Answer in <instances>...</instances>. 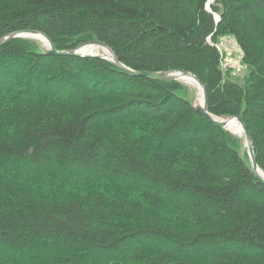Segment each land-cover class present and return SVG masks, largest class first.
Returning <instances> with one entry per match:
<instances>
[{"label": "trees", "instance_id": "1", "mask_svg": "<svg viewBox=\"0 0 264 264\" xmlns=\"http://www.w3.org/2000/svg\"><path fill=\"white\" fill-rule=\"evenodd\" d=\"M208 1L0 0V37L38 29L62 50L99 38L134 69L195 73L210 112L243 117L264 171V0ZM224 35L244 51L241 77L209 40ZM38 42L0 45V264H264L244 135L179 80Z\"/></svg>", "mask_w": 264, "mask_h": 264}, {"label": "water", "instance_id": "2", "mask_svg": "<svg viewBox=\"0 0 264 264\" xmlns=\"http://www.w3.org/2000/svg\"><path fill=\"white\" fill-rule=\"evenodd\" d=\"M213 0H209L207 3V9L209 11H212L211 8V3ZM217 21L220 20V15L216 14ZM33 32L35 33H40L45 37V41L47 44V53L51 55H74V56H86V55H94V56H99L105 59H108L110 61H113L118 67H120L122 70L126 71L132 76H144L149 79H158V80H180L179 78V73H182L183 75L191 77L193 81L196 82V85L198 89H202L203 91V96H204V103L202 105H197L195 103V100L191 101L192 105L194 108L201 114H203L210 122H212L216 126H220L223 128H228L227 121L225 119H221L222 116H218L213 114L212 112L209 111V95H208V89L205 84V82L199 78L195 73L184 70V69H170V70H137L134 69L125 63H123L116 55L115 51L113 48L108 45L106 42L102 41L101 39L97 38L93 41L85 42L77 47L71 48V49H58L52 40V38L46 34L45 32L38 30V29H22V30H17L13 31L9 34H6L2 37H0V45L4 44L8 40L16 37H31L28 34ZM34 37V36H32ZM91 45H96L100 46L102 48H107L111 53L112 56H106L100 53H87L84 52L83 50ZM228 119H237L242 127L241 132L239 133L240 135H244L248 155L250 158V163H251V170L256 176L257 180L261 182L264 185V177L260 173L259 169L261 167L259 166L258 160H257V155H256V150H255V144L253 140V136L250 132L249 127L247 126L245 120L241 115H229V116H224ZM237 133V132H235ZM263 171V169H261ZM264 172V171H263ZM2 236L6 238L8 236V232L4 230L2 232Z\"/></svg>", "mask_w": 264, "mask_h": 264}, {"label": "rangeland", "instance_id": "3", "mask_svg": "<svg viewBox=\"0 0 264 264\" xmlns=\"http://www.w3.org/2000/svg\"><path fill=\"white\" fill-rule=\"evenodd\" d=\"M29 36L31 37H26V38H35V39H38L39 42H41V44L39 43V45H42L43 47H47V44H46V41L44 40V38L40 37L39 35H33V34H28ZM34 36V37H32ZM220 41H224L227 49H226V53L230 52L231 49L234 47V37L231 36V35H224L222 37H220V39L218 40V42ZM217 43V42H216ZM95 48V49H94ZM84 52H87V53H100V54H104V50L99 47V46H93V47H88L86 49L83 50ZM104 52V53H103ZM105 55V54H104ZM230 58H236V59H239V56L236 54V53H233V54H227ZM242 64L244 67H240L239 69V65L235 64V66L237 67H232L231 69L227 70V71H224V73L226 74V76L228 74L230 75H233V76H238L241 77L245 74L246 70H247V65L244 63V57L242 59ZM181 82H183L184 84H187L189 86H191L192 88L195 89L194 91V94H193V100H195V103H196V100L200 99V89H198L196 83H194L192 80H186V79H182L180 78ZM190 81V82H189ZM218 116H222L224 117L225 115H218ZM229 129V131H231L232 133L236 134L235 132L240 133L241 132V128L238 126V125H227ZM233 127V128H232Z\"/></svg>", "mask_w": 264, "mask_h": 264}, {"label": "built area", "instance_id": "4", "mask_svg": "<svg viewBox=\"0 0 264 264\" xmlns=\"http://www.w3.org/2000/svg\"><path fill=\"white\" fill-rule=\"evenodd\" d=\"M233 36V35H231ZM234 37V47L231 49L230 52L226 53V45L224 43V41H220V42H213L211 41V38H209L210 42L215 45L218 50L220 51V55H221V68L224 71H227L229 69H231L232 67H236L235 64L239 65V69L240 67H244L242 64V59L244 57V51L241 48V46L239 45L237 39L235 36ZM236 53L239 56V59L236 58H230L227 54H233ZM237 68V67H236Z\"/></svg>", "mask_w": 264, "mask_h": 264}, {"label": "bare ground", "instance_id": "5", "mask_svg": "<svg viewBox=\"0 0 264 264\" xmlns=\"http://www.w3.org/2000/svg\"><path fill=\"white\" fill-rule=\"evenodd\" d=\"M29 34H33V35H39L40 37H42V38H44L45 39V37L43 36V35H41L40 33H33V32H31V33H29ZM93 46H96V45H91V46H89V47H93ZM100 47V46H99ZM88 48V47H87ZM102 48V47H101ZM86 49V48H85ZM95 49V48H94ZM103 50H104V54L106 55V56H112V53L107 49V48H102ZM103 54V55H104ZM179 78H182V79H186V80H192L191 79V77H189V76H186V75H183L182 73H179ZM193 81V80H192ZM190 82V81H189ZM194 83H196L195 81H193ZM200 92H201V94H200V99H198V100H196V104L197 105H202L203 103H204V96H203V91H202V89H200ZM221 119H225L226 121H227V124L228 125H238L240 128H241V130H242V127H241V124H240V122L237 120V119H228V118H226V117H221ZM233 128V127H232ZM259 171H260V173L263 175V177H264V172L261 170V169H259Z\"/></svg>", "mask_w": 264, "mask_h": 264}]
</instances>
